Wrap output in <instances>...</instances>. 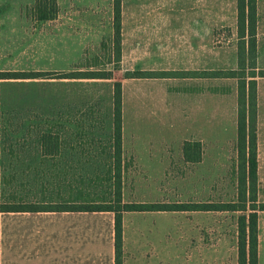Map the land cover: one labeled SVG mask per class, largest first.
<instances>
[{
	"label": "rangeland",
	"instance_id": "374dc122",
	"mask_svg": "<svg viewBox=\"0 0 264 264\" xmlns=\"http://www.w3.org/2000/svg\"><path fill=\"white\" fill-rule=\"evenodd\" d=\"M112 2L56 0V16L37 22L35 0H0L1 210L109 204L117 169L121 204L236 201L235 0H121L119 61ZM256 10L246 73L257 83V204H264V0ZM93 70L109 78L80 77ZM186 140L200 142V162H184ZM257 214L262 255L264 211ZM239 215L125 212L120 262L238 264Z\"/></svg>",
	"mask_w": 264,
	"mask_h": 264
},
{
	"label": "trees",
	"instance_id": "16d2710c",
	"mask_svg": "<svg viewBox=\"0 0 264 264\" xmlns=\"http://www.w3.org/2000/svg\"><path fill=\"white\" fill-rule=\"evenodd\" d=\"M120 3L112 2L113 43L116 61L120 59ZM236 4V34L237 69L230 72L237 80L236 86V201L227 204L180 205L170 207L155 205L145 208L139 204H121L119 193V169L116 171L115 199L109 204H82L57 210H38L34 207L1 210L0 212H39V211H69V212H111L114 215V264H121L122 246V216L131 211H229L239 212L237 217L238 232V264H258L257 218L258 211H264V204H257V145H256V87L253 74L246 73V60H254L256 52V0H235ZM33 18L37 22L52 20L57 14L56 0H35ZM263 73V72H262ZM71 78H78L73 76ZM81 78L108 79L103 70L86 71ZM39 74L28 78H36ZM262 76V75H261ZM14 78V77H13ZM114 115L113 132L117 157L121 149V92L120 83L114 84L113 93ZM182 157L186 163L201 161L202 150L199 141L186 140L182 143Z\"/></svg>",
	"mask_w": 264,
	"mask_h": 264
},
{
	"label": "crops",
	"instance_id": "0c3cea01",
	"mask_svg": "<svg viewBox=\"0 0 264 264\" xmlns=\"http://www.w3.org/2000/svg\"><path fill=\"white\" fill-rule=\"evenodd\" d=\"M262 243L258 264H264V234ZM0 264H114V215L0 212Z\"/></svg>",
	"mask_w": 264,
	"mask_h": 264
}]
</instances>
